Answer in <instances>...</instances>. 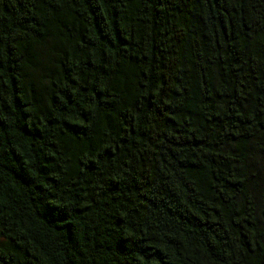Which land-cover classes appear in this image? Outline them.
Masks as SVG:
<instances>
[{"label": "trees", "instance_id": "obj_1", "mask_svg": "<svg viewBox=\"0 0 264 264\" xmlns=\"http://www.w3.org/2000/svg\"><path fill=\"white\" fill-rule=\"evenodd\" d=\"M0 264H264V0H0Z\"/></svg>", "mask_w": 264, "mask_h": 264}]
</instances>
